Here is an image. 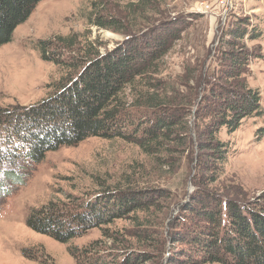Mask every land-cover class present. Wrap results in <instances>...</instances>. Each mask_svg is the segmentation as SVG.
<instances>
[{"label":"trees","instance_id":"16d2710c","mask_svg":"<svg viewBox=\"0 0 264 264\" xmlns=\"http://www.w3.org/2000/svg\"><path fill=\"white\" fill-rule=\"evenodd\" d=\"M41 1L0 0V47L12 40L16 28ZM98 3L93 2L94 8ZM121 22L97 16V25L130 34L105 53L72 55L68 60L56 53L54 39L40 41L42 56L69 70L57 91L41 102L13 109L0 106V162L14 164L23 157L40 163L48 152L89 137L134 143L171 169L186 158L192 165L189 177L195 189L169 222L172 244L183 247L167 262L264 264V191L251 197L242 185L222 180L231 155L230 142L222 135L233 134L249 119L264 118L261 91L248 80L252 63L264 57L261 44L251 47L250 43L260 40L264 29L250 16L237 17L212 49L214 65L206 62L197 70L189 68L177 84L164 79L160 70L182 39L186 21L165 20L147 31H128ZM75 58H80L78 65ZM255 136L264 139V123ZM174 155L182 156L174 160ZM14 171L6 174L21 175ZM0 189L5 190L3 185ZM165 192L116 189L104 190L88 201H51L33 209L27 224L68 243L132 213L156 210ZM132 235L138 243L151 239L143 230ZM167 242L160 237L149 247L161 256ZM94 245L69 248L78 264H146L152 259L148 250L138 252L127 246L117 254L100 252Z\"/></svg>","mask_w":264,"mask_h":264},{"label":"rangeland","instance_id":"374dc122","mask_svg":"<svg viewBox=\"0 0 264 264\" xmlns=\"http://www.w3.org/2000/svg\"><path fill=\"white\" fill-rule=\"evenodd\" d=\"M94 1L42 0L16 28L12 40L0 47L2 108L37 104L57 91L69 69L42 56L41 40L54 39L58 44L56 53L68 59L113 50L130 35L97 25L100 14L119 18L128 31H147L165 20L184 19L187 27L183 37L165 57L160 70L164 79L177 84L182 83L189 68L197 70L206 62L214 65L212 49L237 17L250 16L264 29V0H97L100 3L96 8ZM256 44H261L264 53V36L250 46ZM76 58L78 65L81 61ZM248 80L261 91L264 104V57L252 63ZM132 111L140 112L134 108ZM263 123L264 118L249 119L233 134L222 135L231 145L222 180L242 185L251 197L264 191V139L255 136ZM181 156L174 155V160ZM177 165L175 169L161 166L134 143L101 137H89L50 151L40 163L23 157L14 164L0 162V185L5 188L0 189V264H78L69 247L91 243L100 252L121 254L119 248L127 246L138 252L148 250L152 259L146 264H171L167 260L183 246L172 244L169 222L195 189L189 177V160L181 158ZM9 169L21 175L12 176V180L6 174ZM17 171L14 172L19 174ZM116 189L166 192L158 199L156 210L132 213L131 217L94 228L68 243L27 224L33 209L51 201H88L104 190ZM137 230H143L150 241L138 243L132 235ZM160 237L168 242L165 252L158 256V250L149 244L156 245Z\"/></svg>","mask_w":264,"mask_h":264}]
</instances>
